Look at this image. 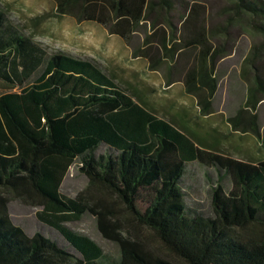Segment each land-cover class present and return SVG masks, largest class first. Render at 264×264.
I'll use <instances>...</instances> for the list:
<instances>
[{
	"label": "trees",
	"instance_id": "obj_1",
	"mask_svg": "<svg viewBox=\"0 0 264 264\" xmlns=\"http://www.w3.org/2000/svg\"><path fill=\"white\" fill-rule=\"evenodd\" d=\"M52 1L56 16L96 23L127 43L142 24L157 27L152 11L167 13L173 7L169 0ZM230 3L264 48V3ZM162 23L172 27L167 16ZM169 42L177 44L162 40L164 59L177 50ZM195 42L200 64L188 71L184 85L189 95L204 92L199 105L205 112L218 81L206 63L210 48L204 35ZM220 53L217 49L210 57ZM153 59L149 56L154 70ZM253 68L244 107L227 122L233 131L259 138L256 116H243L264 100V75ZM0 84V264H264V160L245 163L201 149L135 102L97 65L47 54L1 11ZM73 164L87 178L88 189L103 191L111 202L99 199L90 206L80 197L63 196L60 186ZM192 164L209 180L212 215L185 202ZM8 195L41 207L36 219L48 235L28 236L14 225ZM86 213L96 218L102 237L117 246V256L64 225ZM126 226L151 232L170 258L145 248Z\"/></svg>",
	"mask_w": 264,
	"mask_h": 264
},
{
	"label": "rangeland",
	"instance_id": "obj_2",
	"mask_svg": "<svg viewBox=\"0 0 264 264\" xmlns=\"http://www.w3.org/2000/svg\"><path fill=\"white\" fill-rule=\"evenodd\" d=\"M169 1L173 7L167 13L160 8L150 13V18L158 24L157 27L152 29L149 24H142L139 32L133 34L128 43L118 36L108 34L96 23H78L69 16H56L52 0H0V11L14 27L31 38L47 54L62 53L94 63L135 102L156 117L180 128L194 140L201 139L203 135L220 136L224 131V121L227 122L239 108L244 107L247 89L253 82V67L264 75V48L260 46L262 38L245 20H238L230 0ZM260 1L264 3V0ZM165 16L172 24L171 28L162 23V17ZM200 34L207 41L210 56L217 49L222 51L214 58H206L209 70L214 71L212 74L218 82L216 92L207 100L205 112L199 105L204 92H199L197 96L189 95L184 85L188 71L197 69L200 64L201 49L195 42ZM168 38L177 43L175 46L169 42L168 47L177 50L173 58L164 59L161 43ZM257 48L259 49L256 50ZM141 53H146L147 57L141 56ZM149 56L158 63L154 70L151 69ZM250 57H254V60L247 63ZM166 80L173 83L167 86ZM2 92L0 84V94ZM249 115L256 116L259 138L250 132H239L247 134L250 139L246 136L241 141L231 136L228 149H219L216 140L215 147L220 151L207 152L240 159L246 163L264 160V100L257 105L256 112L245 111L243 114L246 118ZM231 132L235 131L231 129ZM207 171L213 174L212 169L207 168ZM208 182L203 168L192 164L188 167L185 180L187 187L183 191L188 207L212 215L208 192L211 187ZM60 193L69 199L80 197L90 206L99 199L107 202L112 200L101 190H89L88 180L77 170L76 164L66 172ZM7 199V213L14 225L21 227L28 236L38 231L48 235L47 230L41 231V225L36 219L37 213L42 211L41 207L29 199H17L11 195ZM64 225L91 239L103 253L113 257L118 255L117 246L102 237L96 218L91 214L86 213L80 219ZM125 228L130 230L132 236L140 238L145 248L159 256L170 258L151 232L143 227Z\"/></svg>",
	"mask_w": 264,
	"mask_h": 264
},
{
	"label": "crops",
	"instance_id": "obj_3",
	"mask_svg": "<svg viewBox=\"0 0 264 264\" xmlns=\"http://www.w3.org/2000/svg\"><path fill=\"white\" fill-rule=\"evenodd\" d=\"M234 116V115H233ZM232 117V116H231ZM180 129V128H178ZM223 133L220 134V136H217V137H210L208 135H203L204 137H201V139H196L194 140L191 136V139L194 141V143L200 147L201 149L205 150V151H220L218 150V148L220 149L221 147L224 148V149H228V144H230L229 140L230 139H236V140H244L246 139V136L247 134H240L239 132H231V127L230 125L228 124V122H225L224 121V125H223ZM181 130V129H180ZM183 131V130H182ZM184 132V131H183ZM186 133V132H185ZM221 133V132H220ZM202 136V135H201ZM232 136V138H230ZM227 137V138H226ZM248 139H250L248 136H247ZM205 139V140H204ZM206 139L208 141H206ZM209 139H212V141H210ZM227 139V141H226ZM218 140V148L215 147V144L214 142ZM223 141H226L224 144ZM249 141H252V140H249ZM226 145V146H225ZM255 146V145H254ZM236 147V146H235ZM234 147V149H235ZM231 151V149H229ZM237 151H239L238 149H236ZM235 160H239L241 162H244L240 159H236V158H233ZM246 163V162H245Z\"/></svg>",
	"mask_w": 264,
	"mask_h": 264
}]
</instances>
